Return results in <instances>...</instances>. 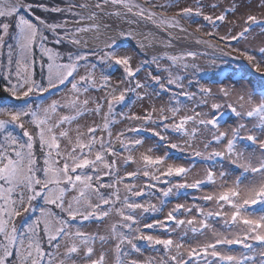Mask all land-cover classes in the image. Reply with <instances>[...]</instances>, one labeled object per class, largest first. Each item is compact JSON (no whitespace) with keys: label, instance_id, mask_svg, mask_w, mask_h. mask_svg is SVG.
Instances as JSON below:
<instances>
[{"label":"snow or ice","instance_id":"1","mask_svg":"<svg viewBox=\"0 0 264 264\" xmlns=\"http://www.w3.org/2000/svg\"><path fill=\"white\" fill-rule=\"evenodd\" d=\"M150 26L166 30L163 49ZM257 36L264 0H0V264H264ZM200 49L210 68L242 59L258 75L214 92ZM114 216L105 235L84 230Z\"/></svg>","mask_w":264,"mask_h":264},{"label":"rangeland","instance_id":"2","mask_svg":"<svg viewBox=\"0 0 264 264\" xmlns=\"http://www.w3.org/2000/svg\"><path fill=\"white\" fill-rule=\"evenodd\" d=\"M159 2L163 3L164 0H159ZM213 2H216V0H213ZM221 2H225V0H221ZM225 6H228L227 3H225ZM167 15H169V16L174 15V12H168ZM182 23H187V22H182ZM168 31L171 34H174V35H178V34L182 35L181 33H178V30H175V29H168ZM151 32H152V35L156 38L157 48H159V47L163 48V45L165 43H167V37L163 36L162 34L157 33L156 31H153V30H151ZM254 44L257 47V49L259 47H261V46H264V37L257 36L255 38ZM124 48H129V46L124 47ZM161 54H163V53L161 52ZM169 54H172L171 50H169ZM212 55H213V53L204 51L203 55H200V56H198L196 58L195 63L199 66V68H201V69L205 68L203 70H206V69L210 70L211 73L214 74L215 72L212 71V69H214V68H210L209 67V65L212 62L208 61L206 59V58H211ZM136 62L139 63V60H137ZM167 63H168L167 61H163L162 62V66L165 67ZM215 63L217 65V67H219L218 61H216ZM246 73H247L246 70L243 69V74L241 75V77H246ZM145 74H147V73H145ZM251 76H255V75L251 74ZM231 77H233V76H231ZM227 79H229V77ZM227 79H224V81L222 82V83H224V86H227V84H229V83H234L235 82V80H232V78L229 79V80H227ZM246 79L249 80V77L248 78L246 77ZM238 81H239V79H238ZM220 86H221L220 84H217V85L215 84V85H211L210 87H212L213 91L215 92ZM237 87H239V85H237ZM154 103L156 104L157 107H160V106L170 107L168 105V97L167 96H163L161 99H156L154 101ZM184 104H187L189 106V108L194 107V105L189 103V101H187ZM132 110L135 111V112H139V111H142V108L140 107V105L137 104V105L133 106ZM95 119H97V121H98V118H95ZM92 120H93V118H91V117L82 118L80 120L81 127L83 128V125H85V124H91ZM228 123H229V125H231L233 127L235 126L232 120H229ZM126 126L127 125H125V124H120L119 125L120 128H123V127H126ZM73 127H75V125H73ZM114 131H115V129H114ZM173 140H175V137H173ZM176 142L183 143V141H176ZM155 143H156L155 140H146L145 147L154 145ZM172 154H173L174 158L178 159V160H174L175 163L183 164L185 167L189 166L190 161L188 160V158L178 156L175 153L174 150H172ZM170 162H173V161H170ZM204 168H205L204 164L200 163L199 160L196 161L195 166H194L191 174L188 177L189 182H191L192 180L197 179V178H202L203 175H204ZM129 170H132V169L130 168ZM136 183L138 185H142L144 183V181L141 180V181H137ZM211 191H213V188L212 187H208V188L203 189L202 191H193V192L187 193L185 195H182L179 198H172L171 202L164 209V212L162 214H159V215H161V216L166 215L167 212L169 210H171L175 206V203H177V202L184 203L188 207H192L195 203H201L202 204V200L200 198H202L203 195H206V194L210 193ZM122 195H123V193H122ZM151 202L156 204L157 207H159L160 201L158 199H154ZM205 210L208 211L210 209L206 208ZM117 220H118V217L114 216L112 218V220L108 221L107 223H105L103 225H98L96 223H92V224H89L84 230L86 232H91L93 234H96L97 232H99L100 235H105L106 234V229L109 227V225L112 224V223L117 222ZM191 235L192 234L189 233V236H191ZM206 238L207 237H201L200 239H206ZM97 247H99V242H97ZM109 247H111V245ZM144 255H145V257H151V256L154 255V253L151 250H149V251L145 252ZM156 259L157 260L159 259V254H156Z\"/></svg>","mask_w":264,"mask_h":264},{"label":"trees","instance_id":"3","mask_svg":"<svg viewBox=\"0 0 264 264\" xmlns=\"http://www.w3.org/2000/svg\"><path fill=\"white\" fill-rule=\"evenodd\" d=\"M127 46H131V45H126V46H123V47H127ZM132 47V46H131ZM202 57V56H201ZM208 61H211L212 62V60H211V58H206ZM218 61V63H219V67H217L216 69L214 68V69H212V71H214L215 73L213 74V73H211V71L210 70H203V69H205V68H203V69H201V68H198V71H199V73H201L202 75H201V82L202 83H205L206 84V86H211V85H217V84H219V83H221V82H223L224 81V79H227L230 75L231 76H233V75H236V76H238L235 80H237L238 81V79L240 80L241 79V75L243 74V68L240 66V65H238L237 63H235L234 61H232V60H230V59H227V58H224V61L225 62H221V61H219V60H217ZM247 62V61H246ZM248 63V62H247ZM249 64V63H248ZM250 65V64H249ZM168 66V63L166 64V66L165 67H167ZM251 66V65H250ZM112 71L113 72H115L116 71V69H112ZM117 75H119V73L117 72L116 73ZM166 75V74H165ZM189 75H191V73H189ZM246 77L248 78L249 77V80H251V79H253L254 78V76H251L250 74H248V73H246ZM221 80H220V79ZM234 78L232 77V80H233ZM227 80H229V79H227ZM226 80V81H227ZM183 101H188V100H183ZM168 105L169 106H171L169 103H168ZM175 151V150H174ZM175 153L178 155V156H180V157H184V155L183 154H180V153H177L176 151H175ZM182 191H185V190H181V192ZM142 243V242H141Z\"/></svg>","mask_w":264,"mask_h":264},{"label":"bare ground","instance_id":"4","mask_svg":"<svg viewBox=\"0 0 264 264\" xmlns=\"http://www.w3.org/2000/svg\"><path fill=\"white\" fill-rule=\"evenodd\" d=\"M150 30H153V31H156L157 33H159V34H162L163 36H166L165 35V32H162V28H154V27H151L150 26ZM169 34L170 35H172V36H176V35H174V34H171L170 32H169ZM167 37V36H166ZM160 49H163V48H161V47H159ZM201 51H203V49H200Z\"/></svg>","mask_w":264,"mask_h":264},{"label":"water","instance_id":"5","mask_svg":"<svg viewBox=\"0 0 264 264\" xmlns=\"http://www.w3.org/2000/svg\"><path fill=\"white\" fill-rule=\"evenodd\" d=\"M237 60V59H236ZM237 61H239V60H237ZM239 62H241V61H239ZM241 64H243V62H241Z\"/></svg>","mask_w":264,"mask_h":264}]
</instances>
